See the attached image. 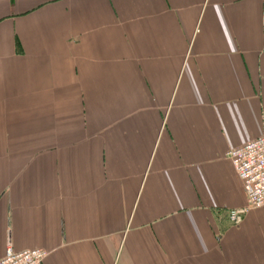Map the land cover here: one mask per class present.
Returning <instances> with one entry per match:
<instances>
[{"label":"crops","instance_id":"crops-1","mask_svg":"<svg viewBox=\"0 0 264 264\" xmlns=\"http://www.w3.org/2000/svg\"><path fill=\"white\" fill-rule=\"evenodd\" d=\"M263 133L264 0H0V259L264 264Z\"/></svg>","mask_w":264,"mask_h":264},{"label":"built area","instance_id":"built-area-1","mask_svg":"<svg viewBox=\"0 0 264 264\" xmlns=\"http://www.w3.org/2000/svg\"><path fill=\"white\" fill-rule=\"evenodd\" d=\"M236 174L247 196L244 207L228 211L232 225H239L253 209L264 206V133L257 139L250 140L240 147L227 152ZM49 252L44 249H32L16 252L8 246L0 264H45Z\"/></svg>","mask_w":264,"mask_h":264}]
</instances>
